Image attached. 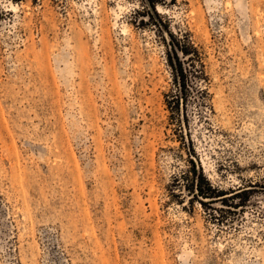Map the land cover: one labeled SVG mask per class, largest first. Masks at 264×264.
<instances>
[{
	"label": "rangeland",
	"instance_id": "rangeland-1",
	"mask_svg": "<svg viewBox=\"0 0 264 264\" xmlns=\"http://www.w3.org/2000/svg\"><path fill=\"white\" fill-rule=\"evenodd\" d=\"M0 264H264V0H0Z\"/></svg>",
	"mask_w": 264,
	"mask_h": 264
},
{
	"label": "trees",
	"instance_id": "trees-1",
	"mask_svg": "<svg viewBox=\"0 0 264 264\" xmlns=\"http://www.w3.org/2000/svg\"><path fill=\"white\" fill-rule=\"evenodd\" d=\"M192 172L194 173V175H196V177L198 178V180H196L195 183V189H196V194L200 195L201 197H217L218 195H222V193L220 194H213L214 188H211V185H209L201 176V174L199 172H195L194 170H192ZM196 173V174H195ZM204 181V188H201V184L200 182ZM220 199L221 201L223 200V197L217 198Z\"/></svg>",
	"mask_w": 264,
	"mask_h": 264
}]
</instances>
